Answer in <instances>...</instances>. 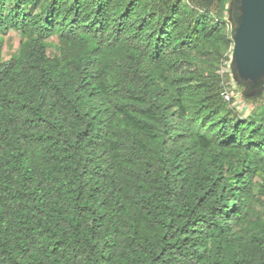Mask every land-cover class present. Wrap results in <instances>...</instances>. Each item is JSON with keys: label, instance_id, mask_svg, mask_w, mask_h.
<instances>
[{"label": "trees", "instance_id": "obj_1", "mask_svg": "<svg viewBox=\"0 0 264 264\" xmlns=\"http://www.w3.org/2000/svg\"><path fill=\"white\" fill-rule=\"evenodd\" d=\"M230 2L0 0L23 37L7 60L0 38V264H264V109L221 95Z\"/></svg>", "mask_w": 264, "mask_h": 264}, {"label": "water", "instance_id": "obj_2", "mask_svg": "<svg viewBox=\"0 0 264 264\" xmlns=\"http://www.w3.org/2000/svg\"><path fill=\"white\" fill-rule=\"evenodd\" d=\"M231 70L247 96L264 92V0H231Z\"/></svg>", "mask_w": 264, "mask_h": 264}, {"label": "rangeland", "instance_id": "obj_3", "mask_svg": "<svg viewBox=\"0 0 264 264\" xmlns=\"http://www.w3.org/2000/svg\"><path fill=\"white\" fill-rule=\"evenodd\" d=\"M227 5H229V3H227ZM0 38H3V41H4L3 49H2L3 59L7 60L11 58V56L18 51L23 37L20 32L16 30H10L5 35H2L0 33ZM47 41L49 44L48 52L50 55H53L57 48V38L53 36V37L48 38ZM232 50H233V46L231 47V51H229L228 53H225V57L222 60L221 65L219 67L220 71H222V69L228 68L227 61L231 58ZM242 90H243L242 87L239 86L238 92L240 95V103H239L238 109L242 114L246 115L247 113L251 111H254V110L261 111L262 109H264V94L254 101H246L242 96ZM255 206L259 209L262 208V205L260 202H257Z\"/></svg>", "mask_w": 264, "mask_h": 264}, {"label": "built area", "instance_id": "obj_4", "mask_svg": "<svg viewBox=\"0 0 264 264\" xmlns=\"http://www.w3.org/2000/svg\"><path fill=\"white\" fill-rule=\"evenodd\" d=\"M231 60H232V52H231V58L227 61V69H222L221 72H229L231 73V79L227 82H223V88L221 91V95L223 99L230 103L231 106L235 108H239V103H240V95L238 92V83L235 81L232 75V70H231ZM239 110V109H238Z\"/></svg>", "mask_w": 264, "mask_h": 264}]
</instances>
